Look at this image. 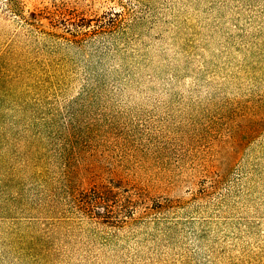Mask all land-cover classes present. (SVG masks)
<instances>
[{
	"label": "rangeland",
	"instance_id": "rangeland-1",
	"mask_svg": "<svg viewBox=\"0 0 264 264\" xmlns=\"http://www.w3.org/2000/svg\"><path fill=\"white\" fill-rule=\"evenodd\" d=\"M0 264H264V0H0Z\"/></svg>",
	"mask_w": 264,
	"mask_h": 264
}]
</instances>
